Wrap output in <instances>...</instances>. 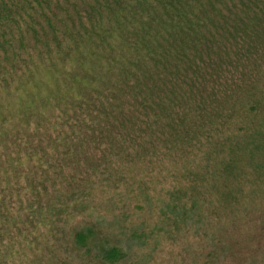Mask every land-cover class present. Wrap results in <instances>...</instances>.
<instances>
[{
    "label": "trees",
    "instance_id": "obj_1",
    "mask_svg": "<svg viewBox=\"0 0 264 264\" xmlns=\"http://www.w3.org/2000/svg\"><path fill=\"white\" fill-rule=\"evenodd\" d=\"M263 4L264 0H0V94L8 98L15 95L21 100H17L18 111L11 112L16 123L12 122L11 113H0V153L10 159L8 175H22L29 182V187L20 188V176L16 177V183L5 177L0 180V203L17 208L11 214L8 204L3 205L0 222L9 227L10 233L15 234L16 230L18 235L26 233L25 224L35 230L52 227L53 216L65 211L63 205H50L47 209L42 205L48 184L55 181L54 190L63 185L60 179H53L55 173L51 174L56 162L60 175L68 179L66 184L69 180L76 181L73 175L67 178L63 171L66 169L61 167L69 161H77V168L82 167L83 162L75 159L74 135L83 141L81 130L93 135L100 128H107L106 125L112 129L126 126L125 120H119L125 111V101L130 103L129 108L135 107L137 113L142 109L144 114L143 119L134 118L140 122L132 131L140 130L145 137L160 136L163 138L160 145L171 150L180 144L203 151L199 167L202 171L195 177L201 186L195 188L196 195H186L192 205L201 201L205 193L200 194V189L204 190L205 186L210 187L203 192L212 189L209 196L215 195L217 202L225 206L249 199L252 193L245 195L244 190L246 174L253 176V181L247 178L251 190L257 189L259 180L264 183V98H258L251 86L220 83L213 92L214 103L204 102L208 99H202L200 92L205 84L215 83L221 76L227 78L229 67L241 63L233 60L234 64H229V60L223 62L217 56L212 60V69L196 51H205L202 43L214 31L221 32L216 39H228L231 34L225 30L226 26L251 31V37L264 38ZM234 6L245 16L243 10L257 8V11L252 17L247 16L249 21L243 26L244 21L228 11ZM214 47L216 50L212 48L208 53L215 54ZM191 49L193 53L188 58ZM162 57L166 63L153 64ZM178 57L188 60L173 62ZM69 64L71 69L66 67ZM174 69L180 73L181 80L170 84L168 94L162 97L159 90L163 75H172ZM42 73L50 77V86L41 78ZM246 90H249L246 99L248 95L254 97L251 104L244 105L242 95ZM123 91L134 98L125 99L128 94L124 96ZM218 93L222 98L226 96V103L216 100ZM65 103L74 112L62 109ZM192 105L195 109L190 110ZM43 107L60 110V122L70 115L77 121L70 123L71 133L50 140L56 155H65L68 160L50 159L44 177L36 178L35 172L45 166L37 158L42 152H33L22 142L29 135L33 120L37 121L35 132L41 126L57 129L46 125L47 120L43 119L46 116L36 114ZM77 109L88 116L81 118ZM242 112L249 117L239 118ZM261 116L262 122L249 120ZM248 122L253 123V132L247 138H240L238 133L244 127L234 132V126ZM149 142L152 147L154 139ZM18 144L25 147L24 153L16 150ZM147 149L152 152L151 148ZM0 172L4 173L1 167ZM188 175L191 177L193 173ZM76 194L79 193L68 196L71 199ZM179 197L184 199L185 195ZM212 205L217 212L225 209L217 203ZM195 207L190 210L192 214ZM96 234L94 227L82 228L74 237V247L86 250L88 255L95 250L94 257L99 252L100 260L101 248H105L106 251L102 249L104 260L109 264L124 258L118 245Z\"/></svg>",
    "mask_w": 264,
    "mask_h": 264
},
{
    "label": "rangeland",
    "instance_id": "obj_2",
    "mask_svg": "<svg viewBox=\"0 0 264 264\" xmlns=\"http://www.w3.org/2000/svg\"><path fill=\"white\" fill-rule=\"evenodd\" d=\"M261 5L262 3L259 8ZM228 11L239 16L244 21V26L257 8L243 10L248 17L235 6ZM226 28L231 34L228 39H216L221 32L214 31L212 35H207L205 43H202L205 51L196 53L202 55L203 62L212 69V60L217 56L223 62L229 60V64H234L233 60H239L241 64L229 67L227 78L221 76L215 83H206L200 92L202 99L206 97L208 100L204 102L214 103L213 92L220 83L222 86L226 83L232 87H237L238 83L246 88L251 86L252 92L258 98H264V38L259 39L255 33V37H251V31L236 27ZM214 46L217 48L215 54L208 53L212 48L215 49ZM192 53L191 49L187 57L190 58ZM185 60L188 59L178 57L173 62ZM156 62L163 64L167 61L162 57V60L157 59L153 64ZM66 67L71 69L70 64ZM172 73L163 75L159 90L162 97L168 94L170 84L181 80L177 70H172ZM41 78L46 80L48 86L51 85L48 75L42 73ZM98 85L97 83L95 86ZM248 92L249 90L243 91L244 105L246 102L251 104L254 97L248 95L246 99ZM127 94L123 91L124 96ZM129 94L125 99L132 100L134 95H131V98ZM218 95L216 100L221 101L220 104L226 103V96L222 98L219 93ZM17 100L21 101L15 95L8 98L4 93L0 94V113L17 112ZM128 104L125 101V111L119 117L120 121L125 120L123 122L126 126L112 129L111 125H106L107 128L103 127L106 131L100 128L93 135L81 130L85 139L83 141L79 140L78 135H74L77 142L74 155L75 159L83 162L82 167L77 168V161L63 162L61 167L66 169L63 171L67 178L73 175L76 181L69 180L66 184L68 179L60 175L58 161L56 162L55 171H51V174L55 173L53 179H60L63 185L54 190L52 185L55 181L52 185L48 184L42 201L45 209L50 205H63L65 208L63 214L53 216L54 227L35 230L25 224L26 233L18 235L16 230L15 234L10 233L9 227L0 222V264H109L104 260L105 252L102 249L105 248H101L100 260L99 252L94 257L97 253L95 250L92 255H88L86 250L74 247L75 235L87 226L97 230L98 238L109 239L108 243L118 245L121 249L119 251L123 252L124 258L115 264H264V183L259 180L257 189L251 190L253 187L247 178L253 181V176L246 174L245 195L252 193V196L230 206L218 203L215 195L210 197L212 189L208 193L203 192L210 187L205 186L204 190L200 189V194H205L195 207L187 196L196 195V189L201 186L197 185L195 177L202 171L199 167L203 151L180 144L171 150L169 146L164 148L160 145L163 141L160 136L145 137L140 130L132 131L133 126H138L136 124L140 122L135 119H143L144 114L142 109L137 113V109L133 107L132 110ZM62 107L74 112L69 103L62 104ZM236 107L241 110L240 106ZM189 109L193 110L195 107L192 105ZM81 111L76 110L78 115L81 113V118L88 116L85 115L86 112ZM37 113L46 116L43 118L47 120L46 125L57 128L53 131L41 126L35 132L34 125L37 121L33 120L29 126L30 133L26 134L22 142L25 146L29 145L33 152H42L37 158L44 162L45 166L35 172V177L40 178L44 177L43 173L50 159L68 160L65 155H56L50 140H56L61 134L71 133L70 123L77 120L70 115L60 122V110L49 111L47 107L38 108ZM250 113L248 111V114ZM10 116L12 122L16 123L12 113ZM238 116L249 117L245 112ZM261 119L262 116L249 118L256 122H262ZM238 121L236 119V122ZM119 125L120 123L116 126ZM241 126L244 129L238 133L240 138H247L252 134L253 123H237L233 131L236 132ZM151 138L155 143L149 147ZM22 144H18L21 151L16 149L20 153L26 151ZM147 147L151 148L152 152L148 151ZM0 154V167L4 172H0V180L9 178L16 183V177L20 176L19 187H29L26 177L8 175L7 162L10 159L5 154ZM191 173L193 175L189 177L188 174ZM69 193L79 194L70 199ZM184 195V199L179 197ZM206 197L208 199H205ZM212 201L225 209L222 212L215 211L212 205L215 203ZM7 204L8 212L14 214L17 208H9V203H0V208ZM192 207H195L193 214L190 212ZM2 218L0 211V219ZM22 218L25 222L23 215ZM19 225L23 228L21 223Z\"/></svg>",
    "mask_w": 264,
    "mask_h": 264
}]
</instances>
